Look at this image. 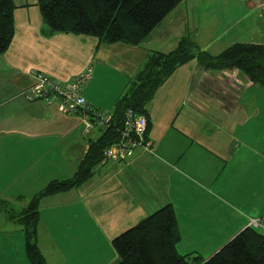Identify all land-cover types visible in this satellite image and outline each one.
I'll use <instances>...</instances> for the list:
<instances>
[{
  "label": "crops",
  "instance_id": "1",
  "mask_svg": "<svg viewBox=\"0 0 264 264\" xmlns=\"http://www.w3.org/2000/svg\"><path fill=\"white\" fill-rule=\"evenodd\" d=\"M205 1H181L144 42L130 46L52 32L37 0H12L14 34L0 54V264H31L21 228L6 212L23 210L47 183L71 178L100 134L91 128L85 135L79 115L28 102L22 93L31 72L65 82L90 67L83 96L111 112L151 51H171L183 36L211 55L241 42L210 38L201 23ZM233 1L241 24H263L264 0ZM249 36L264 43L263 33L242 37ZM147 110L150 151L103 160L78 188L39 201L37 244L46 264H112L114 237L167 204L181 235L176 251L201 256L194 264L264 217L263 86L235 69L205 71L194 60L173 72Z\"/></svg>",
  "mask_w": 264,
  "mask_h": 264
},
{
  "label": "trees",
  "instance_id": "2",
  "mask_svg": "<svg viewBox=\"0 0 264 264\" xmlns=\"http://www.w3.org/2000/svg\"><path fill=\"white\" fill-rule=\"evenodd\" d=\"M183 0H37L42 21L52 32L95 37L99 43L138 46ZM12 0H0V54L12 41ZM196 60L203 70L235 69L250 82L264 87V44L238 42L211 55L183 36L168 52L151 51L126 90L115 100L109 128L89 141L88 149L67 180L51 181L31 198L23 210H8L25 238V253L31 264H46L37 244L39 201L65 193L89 180L103 161L102 151L120 136L127 110L147 116V107L159 87L183 64ZM149 125V122H148ZM148 129V127H147ZM180 231L171 204L164 205L112 240L118 259L112 264H194L198 254L180 255L176 246ZM202 264H264V231L246 226Z\"/></svg>",
  "mask_w": 264,
  "mask_h": 264
},
{
  "label": "built area",
  "instance_id": "3",
  "mask_svg": "<svg viewBox=\"0 0 264 264\" xmlns=\"http://www.w3.org/2000/svg\"><path fill=\"white\" fill-rule=\"evenodd\" d=\"M260 11L264 15V1L260 4ZM31 74L33 83L22 93L28 102L55 105L62 115H79L85 124V135L91 128L101 132L109 128L111 112L92 107L83 96V88L92 78V68H84L83 72L65 82L41 72L33 71ZM122 123L119 138L102 151L104 161L121 162L131 158L137 149L150 151L152 148L146 133L148 121L144 114L127 110ZM247 226L264 231V217L251 219Z\"/></svg>",
  "mask_w": 264,
  "mask_h": 264
},
{
  "label": "rangeland",
  "instance_id": "4",
  "mask_svg": "<svg viewBox=\"0 0 264 264\" xmlns=\"http://www.w3.org/2000/svg\"><path fill=\"white\" fill-rule=\"evenodd\" d=\"M204 3L209 11L206 13V15L201 17V23L204 25V28L210 29L209 35L211 39H214L218 35V37H221V34L229 36L231 39L236 38L237 41L251 42L252 38H250V36H242L248 33L251 35H255L256 33L259 34V32L264 34V20L262 22L263 24L259 25L257 23L255 24L254 21L249 22V20L248 23H240V9H237V7L235 8L233 0H206ZM259 231L263 232L261 229H259Z\"/></svg>",
  "mask_w": 264,
  "mask_h": 264
}]
</instances>
